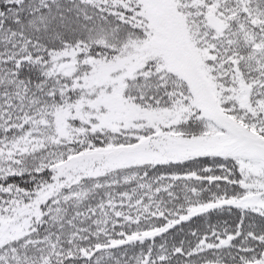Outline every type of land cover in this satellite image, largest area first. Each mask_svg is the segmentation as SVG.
<instances>
[{
  "label": "snow or ice",
  "instance_id": "1",
  "mask_svg": "<svg viewBox=\"0 0 264 264\" xmlns=\"http://www.w3.org/2000/svg\"><path fill=\"white\" fill-rule=\"evenodd\" d=\"M0 264H264V0H0Z\"/></svg>",
  "mask_w": 264,
  "mask_h": 264
}]
</instances>
